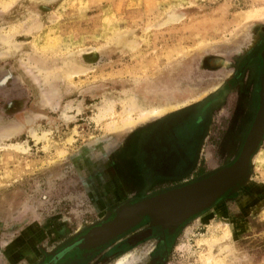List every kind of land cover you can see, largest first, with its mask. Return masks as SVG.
Wrapping results in <instances>:
<instances>
[{"label": "rangeland", "instance_id": "374dc122", "mask_svg": "<svg viewBox=\"0 0 264 264\" xmlns=\"http://www.w3.org/2000/svg\"><path fill=\"white\" fill-rule=\"evenodd\" d=\"M262 37L264 0H0V264H44L42 254L126 205L105 190L121 179L114 156L142 122L123 126L140 116L129 105L188 107L234 75L258 95L259 61L236 69ZM257 110L214 123L204 151L212 168L234 162ZM144 218L92 264H147L161 231ZM164 260L264 264V136L244 182L186 220Z\"/></svg>", "mask_w": 264, "mask_h": 264}, {"label": "crops", "instance_id": "0c3cea01", "mask_svg": "<svg viewBox=\"0 0 264 264\" xmlns=\"http://www.w3.org/2000/svg\"><path fill=\"white\" fill-rule=\"evenodd\" d=\"M194 105L196 103L188 107ZM188 107L141 122L127 133L126 142L113 161L121 179L146 194L152 189L187 184L216 171L204 154L211 120L174 116ZM189 123L193 126L191 129L187 128ZM189 148L195 151V156L191 160L187 158V161L184 155L189 153ZM183 163L187 164L188 170L176 175Z\"/></svg>", "mask_w": 264, "mask_h": 264}, {"label": "water", "instance_id": "95a60500", "mask_svg": "<svg viewBox=\"0 0 264 264\" xmlns=\"http://www.w3.org/2000/svg\"><path fill=\"white\" fill-rule=\"evenodd\" d=\"M260 99V106L234 162L184 186L121 206L113 219L91 229L82 239L80 247L103 246L135 227L144 217H148L153 226L173 231L190 217L210 208L226 193L241 185L249 175L251 158L257 152L264 136V89ZM98 233L104 234L102 239L93 240Z\"/></svg>", "mask_w": 264, "mask_h": 264}, {"label": "flooded vegetation", "instance_id": "af4514ba", "mask_svg": "<svg viewBox=\"0 0 264 264\" xmlns=\"http://www.w3.org/2000/svg\"><path fill=\"white\" fill-rule=\"evenodd\" d=\"M257 61H259L260 69H261L260 77H259L258 95L256 94L255 89H254V94L251 95L249 88L253 86H251L250 83H247V86H248V89H247L246 86L241 85L240 81H237V80L235 81V79H233L235 76L234 75L232 78L225 81L221 85V87H219V89H217L216 91L208 95V97H205V99L200 101L198 104L188 107L189 109L194 108V109H198L200 112H203V115L205 117L197 116L198 119L211 120L210 121L212 122L211 132L208 136V140L210 138V135L212 134V128H213L214 123L216 121H219L220 119L222 120V118H224L225 115L229 116L231 110L233 111L232 116H236V114L239 113V108H242V106L244 105L249 108L251 106L254 107V105H256L257 103L258 108H259L260 100H261L260 94L262 90L264 89V37H262L259 44H255L254 46H252V48L249 50V53L246 55V57H244L242 61L238 63L236 72L239 71L241 64L244 65L246 63L248 64V71H252L253 69L255 70V68L257 69L258 68ZM245 91H248V93H246ZM242 97H245L243 101H242ZM244 101H247V104H245ZM110 182L112 186L111 185L107 186L108 190H105L106 196H107L106 197L107 202L114 203L124 198V200H121V201L127 202L126 204L128 205L134 202H137V200H140L148 195L158 193V192L162 193L167 190L186 185V184H183V185H176L174 187L165 188V189L149 190L145 194V193H142V190L141 191L139 189L136 190L134 188L135 186L131 185L124 179H118L117 177H115L114 180ZM191 182H194V181H191ZM124 184L128 186L127 190L124 189L126 193L129 192L128 190L132 188L136 191L137 195L135 194L133 195V197L129 196L126 198L124 194H122L123 189L121 190ZM112 216L113 215L111 214L106 220V222L109 221L112 218ZM145 219L146 218H143L141 221H144ZM97 226L90 227L86 231V234H88V232L91 229ZM181 226L182 224L176 227L173 231L162 229L160 227L161 232H156V236L159 237V239L156 240V245L153 248L154 251L148 253L149 258H148L147 264H165L166 261L164 259L166 257V249L168 248L170 242L173 240L178 229ZM77 240L75 238H71V239H67L66 242L61 241L60 247L57 248L55 251L49 252L46 257H44L45 254H42L43 252H41L42 255L40 259L42 258L41 260H48L44 264H49V263H52V264H92L94 262V260H92L93 255L96 256L98 253L101 252L103 247H107L109 245L108 243H106L105 245L100 246L98 248H81L80 245L82 244V240H79V241ZM128 246H129L128 244L123 245L122 247H120L119 251L125 249V247H128ZM108 257H111V255L108 254Z\"/></svg>", "mask_w": 264, "mask_h": 264}, {"label": "bare ground", "instance_id": "6f19581e", "mask_svg": "<svg viewBox=\"0 0 264 264\" xmlns=\"http://www.w3.org/2000/svg\"><path fill=\"white\" fill-rule=\"evenodd\" d=\"M181 105H184V104L183 103H178V104H175V105H170V104L166 103V104H163V105H151L150 103L149 104L148 103H144V104L133 103V104L129 105V109L127 110V111H129L128 114H130L132 110H137V111H139L140 116H139V118L137 120L133 119L131 116L124 117L125 119H123L124 120L123 121V126L124 127L133 126L137 121L140 122V120H141L143 122V120H145L146 118H149L150 116H153V117H155V116L156 117L163 116V115L168 114V113H170V112H172L174 110H177L178 108L181 107ZM103 235L104 234L98 233V235L95 238H93V240L96 241V239L97 240L102 239Z\"/></svg>", "mask_w": 264, "mask_h": 264}]
</instances>
